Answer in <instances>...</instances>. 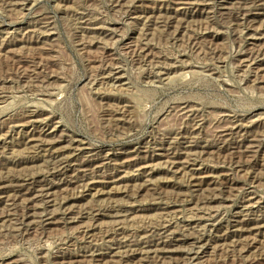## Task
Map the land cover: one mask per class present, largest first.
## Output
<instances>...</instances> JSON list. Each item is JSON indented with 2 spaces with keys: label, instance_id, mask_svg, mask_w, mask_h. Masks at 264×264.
<instances>
[{
  "label": "rangeland",
  "instance_id": "374dc122",
  "mask_svg": "<svg viewBox=\"0 0 264 264\" xmlns=\"http://www.w3.org/2000/svg\"><path fill=\"white\" fill-rule=\"evenodd\" d=\"M0 109V264H264V0H0Z\"/></svg>",
  "mask_w": 264,
  "mask_h": 264
},
{
  "label": "bare ground",
  "instance_id": "6f19581e",
  "mask_svg": "<svg viewBox=\"0 0 264 264\" xmlns=\"http://www.w3.org/2000/svg\"><path fill=\"white\" fill-rule=\"evenodd\" d=\"M114 8V7H113ZM240 10V9H239ZM237 12H239V11H237ZM244 13H245V11H243ZM186 13V12H185ZM238 14V13H237ZM239 14H241V13H239ZM238 14V15H239ZM241 17H243V16H240V18ZM247 17V16H246ZM109 34V33H108ZM251 70V69H250ZM257 72V71H256ZM159 73V72H158ZM108 107V106H107ZM1 110V109H0ZM101 117V116H100ZM133 118V117H132ZM177 128V127H176ZM33 141V140H32ZM258 146V145H257ZM251 148L250 149H252V147L254 148V147H256V146H250ZM256 148H254L253 150H255ZM238 150V149H237ZM175 155V154H174ZM141 163V162H140ZM146 162L144 161V164H145ZM148 163V162H147ZM148 165V164H147ZM175 165V164H174ZM140 166H142V165H140ZM147 167V166H146ZM145 166H143V167H141V169H144V168H146ZM88 168V167H87ZM63 171V170H62ZM90 172V171H89ZM104 180V179H103ZM91 184V183H90ZM42 186V188L40 189H36V190H34V191H32V192H30L31 194H29L30 196L29 197H31V198H26V199H24V201H25V208H28V207H30V206H32L31 205V203H30V200L31 199H34V200H36V199H41V200H45V199H47V202H53V200H51L50 198H51V195H52V187H48L49 185H41ZM37 187V186H36ZM19 191V190H18ZM22 191V190H21ZM100 191V190H99ZM23 192V191H22ZM54 195V194H53ZM16 196V195H15ZM20 196H22V195H20ZM53 197V196H52ZM22 198V197H21ZM257 198V197H256ZM63 199V198H62ZM16 200V199H15ZM248 200V199H247ZM27 201V202H26ZM2 202V201H1ZM11 202V201H10ZM17 202V201H16ZM32 202H34L33 200H32ZM20 203V202H19ZM32 211V210H31ZM29 212V211H28ZM97 212V211H96ZM94 213V212H93ZM83 214V213H82ZM31 215H33V214H30V216ZM97 215V214H96ZM8 216V215H7ZM194 216V215H193ZM131 217V216H130ZM49 219V218H48ZM47 220H45V222H46ZM101 237V236H100ZM235 238V237H234ZM246 241V240H245ZM193 242V241H192ZM262 244V243H261ZM127 245V244H126ZM94 248V247H93ZM95 251H97V250H95ZM131 251V250H130ZM132 252V254H129V255H127V257L128 258H130V257H132V256H134V255H137V254H140V253H142V250H141V248L140 249H135V250H132L131 251ZM92 256L91 257H93V258H96V257H100V256H105V255H112V256H115V258H116V256H118V257H121V258H124V256L126 257V255H124V256H122L123 254H120L119 255V252L117 253V252H115L114 254H113V252H110V253H92L91 254ZM111 257V256H110ZM92 258V259H93ZM100 259V258H99ZM102 259V258H101ZM105 259V258H104ZM94 260V259H93ZM121 260V259H120ZM99 261V260H98ZM119 261V260H118ZM112 262H113V260H112ZM116 262V261H115ZM126 262H128V261H126ZM126 262H123V264L124 263H126ZM117 263V262H116ZM121 263V262H120ZM119 263V264H120ZM127 264V263H126Z\"/></svg>",
  "mask_w": 264,
  "mask_h": 264
}]
</instances>
